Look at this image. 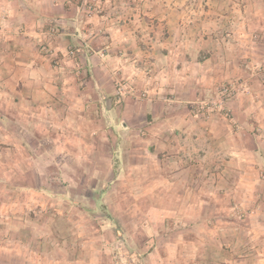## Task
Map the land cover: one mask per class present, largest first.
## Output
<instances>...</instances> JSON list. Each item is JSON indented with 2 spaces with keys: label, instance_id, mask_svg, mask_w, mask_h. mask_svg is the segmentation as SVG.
<instances>
[{
  "label": "rangeland",
  "instance_id": "obj_1",
  "mask_svg": "<svg viewBox=\"0 0 264 264\" xmlns=\"http://www.w3.org/2000/svg\"><path fill=\"white\" fill-rule=\"evenodd\" d=\"M68 1L67 11L82 19L91 13L104 20L116 14L119 21L123 15L130 31L128 43L137 41L138 30L144 48L159 46L154 54L174 44L198 47L206 35L214 46L222 37L225 42L230 39V44L241 43L240 48L253 41L264 46V0ZM76 4L81 7L76 9ZM238 12L254 15L255 20L233 19L231 15ZM240 30L249 36L234 39L233 33L240 34ZM228 31L231 36H225ZM57 33L54 25L47 31L49 38ZM98 37L102 42L106 38L101 31ZM71 45L74 51L76 46ZM122 51L142 61L144 76L154 72L150 60H158L155 56L147 52L135 56L130 48ZM193 54L202 60L206 52L197 48ZM179 57L176 52L175 64L167 72L177 64L181 67ZM240 58L248 61H242L239 73L226 74L203 98L188 103L197 120L222 117L236 123L227 105L243 92L256 95L254 99L261 102L264 58L260 54ZM223 70L226 73L228 68ZM186 71L192 77L196 73L193 67ZM145 87L143 82L126 88L147 93ZM131 97L125 101L134 103ZM12 104L9 96L0 99V264H264V128L256 131L261 148L253 168L238 166L236 154L251 160L253 156L226 148L225 143L217 154L219 160L212 148L205 155L207 174L219 163L225 175L193 182L206 192L201 207L198 195L176 197L173 180L159 178L156 154L169 158L176 151L159 152L152 144L156 136L146 126L153 123L151 115L137 116L131 108L118 121L120 126H129L128 131L109 132L108 138L104 117L96 122L98 132L86 127L64 134L60 126L45 133L20 132L24 122L10 114ZM143 124L145 130H135ZM179 153L186 155L183 149ZM186 202L196 204L194 210H185ZM164 206L184 210L169 211Z\"/></svg>",
  "mask_w": 264,
  "mask_h": 264
},
{
  "label": "crops",
  "instance_id": "obj_2",
  "mask_svg": "<svg viewBox=\"0 0 264 264\" xmlns=\"http://www.w3.org/2000/svg\"><path fill=\"white\" fill-rule=\"evenodd\" d=\"M70 7L68 0H0V99L9 96L13 101L10 114L24 122L20 132L45 133L50 129L54 131L55 126H60L64 134L72 128L74 132L77 129L82 132L86 127L88 131L92 128V132H98L96 122L99 117H104L103 131L108 138L109 132L128 131L130 127L120 126L118 121L132 109L136 110L137 116L151 115L153 123L146 126L156 136L152 144L159 148V152L166 149L176 151L169 158L156 154L159 178L173 180L177 188L176 197L198 195L201 207L206 202L203 196L206 192L202 187H194L193 182L209 180L211 175L223 179L225 175V168L219 163L207 174L205 163L209 161L205 155L211 148L216 160L220 159L217 154L222 152L224 143L226 148L240 149L254 159L240 158L241 153L236 154L239 155L238 166L255 167L257 149L261 148L259 141L260 145L256 144V131L264 128V96L258 103L254 99L256 95L243 92L229 101L227 107L236 122L231 123L233 127L222 117L197 120L188 103L203 98L210 86L226 74L234 76L235 71L239 73L242 61H248L240 56L253 59L260 54L264 58L262 43L253 41L252 45L240 48L241 43L230 44V39L228 43L222 37L214 46L206 35L198 47L195 44L181 47L174 44L165 46L162 54H154L160 51L159 46L144 48L139 41L138 30L137 41L130 39L128 43L130 31L123 15L119 16V21L116 14L107 15L104 20V17L97 18L91 13L82 19L77 13L67 11ZM73 7L79 9L81 6L76 4ZM238 13L231 17L246 23L255 20L254 15ZM78 19L81 20L78 22ZM52 25L58 33L49 38L47 31ZM100 31L106 37L103 42L99 37L95 38ZM92 32L96 35L85 40ZM246 32L240 30V34L233 33L232 36L239 40V36H244V40L249 36ZM231 34L228 31L225 36ZM42 40L44 44L39 43ZM136 42L138 44L134 46ZM71 44L76 46L74 51L69 49ZM129 48L135 56L144 52L155 56L158 60H150L154 72L144 76L142 61L133 56L128 58L127 52L123 53L122 50ZM197 48L206 52L204 59L193 58ZM119 50L120 54H114ZM176 52L180 53L181 67L177 64L174 71L170 69L167 72L166 68L175 64L173 57ZM188 67L196 70L193 77L186 71ZM225 67L228 68L226 73ZM158 76L160 79L157 81ZM143 82L148 85L143 88L147 93L141 92L143 96L126 88L130 83ZM129 97L135 100L134 103L125 101ZM146 126L143 124L135 130H145ZM181 149L186 155L178 154ZM166 168L167 172L164 171ZM180 185L184 188L181 189ZM171 194L174 195L173 192ZM195 205L186 202L183 206L185 210H194ZM164 208L176 212L184 210L180 206ZM159 209L162 208L159 206Z\"/></svg>",
  "mask_w": 264,
  "mask_h": 264
},
{
  "label": "built area",
  "instance_id": "obj_3",
  "mask_svg": "<svg viewBox=\"0 0 264 264\" xmlns=\"http://www.w3.org/2000/svg\"><path fill=\"white\" fill-rule=\"evenodd\" d=\"M225 90H227V89H225Z\"/></svg>",
  "mask_w": 264,
  "mask_h": 264
}]
</instances>
